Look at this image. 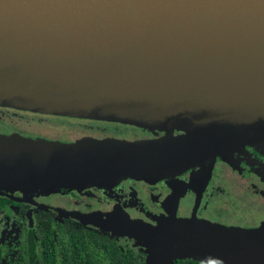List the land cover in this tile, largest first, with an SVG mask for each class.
Masks as SVG:
<instances>
[{"label": "water", "instance_id": "obj_1", "mask_svg": "<svg viewBox=\"0 0 264 264\" xmlns=\"http://www.w3.org/2000/svg\"><path fill=\"white\" fill-rule=\"evenodd\" d=\"M0 106L184 132L118 144L0 133V193L211 171L264 141V0H0ZM171 219L155 233L103 225L138 238L147 264H264V224Z\"/></svg>", "mask_w": 264, "mask_h": 264}, {"label": "flooded vegetation", "instance_id": "obj_2", "mask_svg": "<svg viewBox=\"0 0 264 264\" xmlns=\"http://www.w3.org/2000/svg\"><path fill=\"white\" fill-rule=\"evenodd\" d=\"M11 110L0 107V133L38 137L41 126L31 124L29 129L19 126L26 127L29 119L41 121L42 118L31 112L27 114L33 116L14 115ZM68 120L72 130L60 134L63 142L134 143L160 140L167 134L175 137L184 134L120 122ZM171 214H175L178 222L191 220L205 226L261 227L264 224V143L247 145L230 159L217 157L211 171L203 170L201 164L153 182L125 178L114 185L84 189L60 188L37 193L3 191L0 193V264H108L102 256L91 257L95 247L90 240L96 234L114 239L121 253H131V264H138L139 256L147 258L148 247L134 236L106 227L104 220H117L119 226L130 229L145 224L147 232L155 233L159 224L170 226ZM181 260L185 264L191 263L190 260L209 264L194 257Z\"/></svg>", "mask_w": 264, "mask_h": 264}, {"label": "trees", "instance_id": "obj_3", "mask_svg": "<svg viewBox=\"0 0 264 264\" xmlns=\"http://www.w3.org/2000/svg\"><path fill=\"white\" fill-rule=\"evenodd\" d=\"M0 107L6 110L12 109L11 111L14 112V115L25 114V115L33 116L34 114H27V113L28 112L35 113V115H37V118H40V117L42 118L41 121H39V119L37 120L29 119L27 120L28 122H27L26 127L21 126V125L19 127H22L23 129L24 128L29 129L28 125H31V124H34L35 126L36 125L41 126L38 132L39 133L38 137L56 140V141H60V138H61L60 134L65 135V133H69L70 130H72L71 127L68 125V123L70 122L68 119L80 118V117L61 116V115L33 112L29 110L10 108L7 106H0ZM62 117L66 119L63 120ZM80 119H93V118H80ZM14 120L18 121L17 123L19 124L24 123V121H20L19 119H14ZM95 120H102V119H95ZM102 121L115 122V121H109V120H102ZM15 126L17 125L15 124ZM50 135L52 136L49 137ZM32 138H37V137L33 136ZM262 143H264V141L258 142L256 144L257 146H259V144H262ZM242 149H245V147ZM228 158L230 159L231 156ZM54 191L56 190H53L50 192H54ZM107 238H108V235L106 234H96L95 237L92 240H90L91 246L95 247L94 249L91 250V257L99 258L102 256L103 259L108 264H131V253L130 252L121 253V250L119 249V247H117L115 240L107 239ZM146 262H147L146 257L141 259V257L139 256L138 264H147ZM190 262L191 263L189 264H203L204 263V262L201 263V260H196V261L190 260ZM180 263L185 264V262L182 261L181 259H177L176 264H180Z\"/></svg>", "mask_w": 264, "mask_h": 264}, {"label": "rangeland", "instance_id": "obj_4", "mask_svg": "<svg viewBox=\"0 0 264 264\" xmlns=\"http://www.w3.org/2000/svg\"><path fill=\"white\" fill-rule=\"evenodd\" d=\"M213 168V167H212ZM135 225L137 224L136 222H133ZM207 227H212V226H207ZM229 227H235V226H229ZM169 240H171L170 238H168ZM177 242H181V238H176Z\"/></svg>", "mask_w": 264, "mask_h": 264}]
</instances>
